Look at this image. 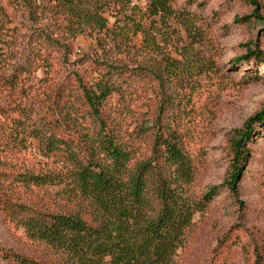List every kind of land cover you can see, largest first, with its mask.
<instances>
[{
  "label": "trees",
  "instance_id": "1",
  "mask_svg": "<svg viewBox=\"0 0 264 264\" xmlns=\"http://www.w3.org/2000/svg\"><path fill=\"white\" fill-rule=\"evenodd\" d=\"M145 3L14 0L28 30L0 62V213L52 251L48 264H172L192 216L217 194L215 187L199 198L185 194L193 170L172 125L191 68L157 42L159 25L170 29L171 22L202 42L201 18L174 0ZM78 36L95 43L80 60L91 79L67 68ZM234 64L264 65V53L248 48ZM40 68L46 75L31 88ZM253 120L264 124V112L234 141L237 160L249 155L243 141ZM235 166L231 191L244 173ZM14 189L45 200L18 202L7 195ZM237 229L223 234L204 264L233 262ZM240 247L245 264H264L253 237ZM0 257L43 264L2 248Z\"/></svg>",
  "mask_w": 264,
  "mask_h": 264
},
{
  "label": "rangeland",
  "instance_id": "2",
  "mask_svg": "<svg viewBox=\"0 0 264 264\" xmlns=\"http://www.w3.org/2000/svg\"><path fill=\"white\" fill-rule=\"evenodd\" d=\"M256 1L257 8L251 0H174L177 6L195 11L201 18L196 25L202 30L203 39L198 43L192 41L179 22L169 23L170 29L159 25L164 32L157 38L159 46H164L166 53L175 59H187L191 68L189 86L172 125L193 170V180L185 187V194L199 198L213 187L217 192L203 212L192 216L172 264L207 263L213 248L233 226L241 236L231 264H245L240 246L251 237L264 254V124L252 121L251 134L243 141L249 153L247 157L237 160L233 145L250 119L264 112V65H231L248 48L264 53V0ZM13 3L14 0H0V62L13 48L17 49L28 30L21 23L24 11ZM135 4L145 9V0ZM243 16L249 17L246 23L235 22V18ZM135 42H141L140 35ZM94 45L93 40L78 36L67 68L93 78L95 74L80 60L91 54ZM45 75V68L38 69L29 86L34 88ZM144 102L145 99L137 101L143 106ZM235 165L241 166L244 173L231 191L226 184L229 175L236 171ZM51 190L54 194L55 188ZM7 195L18 202L32 204L45 200L39 199V192L24 193L17 189ZM0 248L37 263L55 260L52 251L31 240L23 228L1 213ZM0 264L7 263L0 257Z\"/></svg>",
  "mask_w": 264,
  "mask_h": 264
},
{
  "label": "built area",
  "instance_id": "3",
  "mask_svg": "<svg viewBox=\"0 0 264 264\" xmlns=\"http://www.w3.org/2000/svg\"><path fill=\"white\" fill-rule=\"evenodd\" d=\"M137 1H140V0H132V4H133V3H137Z\"/></svg>",
  "mask_w": 264,
  "mask_h": 264
}]
</instances>
